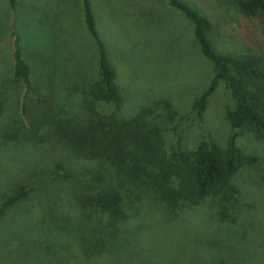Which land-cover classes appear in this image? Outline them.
Returning <instances> with one entry per match:
<instances>
[{"label": "trees", "instance_id": "trees-1", "mask_svg": "<svg viewBox=\"0 0 264 264\" xmlns=\"http://www.w3.org/2000/svg\"><path fill=\"white\" fill-rule=\"evenodd\" d=\"M7 1L13 8L15 0ZM167 1L191 22L201 54L213 65L207 85L191 103L194 116H201L208 97L222 81L233 100L228 115L231 128H243L253 141L263 140L264 50L242 57L217 52L207 36L210 20L180 0ZM231 1L247 17L264 20V0ZM83 18L95 42V68L77 80L81 73L61 57L53 74L60 72L63 77L57 95L51 90L55 80L46 86L30 78L18 38H13L9 94L0 80V257L4 259L0 258V264H11L12 253L31 234L58 238L73 232L80 220L93 224L81 234L95 239L98 252L107 249L111 255L103 243L116 247L120 237L128 236L126 224L137 225L130 239L138 243L152 222L174 228L201 203L207 208L202 231L208 240L186 249L196 252L183 264H229L220 258V246L226 252L228 241L219 229L238 223L248 180L237 177L252 173L256 154L229 143L221 148L211 140L188 150L167 151L164 124L148 117L152 105L122 114L126 87L95 27L88 0H83ZM26 148L29 154L40 151L42 156L30 158ZM39 206L76 208L78 214L60 213L65 219L59 225L53 215L42 228L33 222L37 231L32 233L21 228L17 222L21 216L30 217ZM12 239L17 241L15 246Z\"/></svg>", "mask_w": 264, "mask_h": 264}, {"label": "rangeland", "instance_id": "rangeland-1", "mask_svg": "<svg viewBox=\"0 0 264 264\" xmlns=\"http://www.w3.org/2000/svg\"><path fill=\"white\" fill-rule=\"evenodd\" d=\"M88 1L95 27L126 87L123 115L133 113L139 105H152L148 117L164 124L167 151L173 147L188 150L202 140H211L221 148L229 143L256 154L251 176L243 172L237 177L248 183L241 195L238 223L231 229H219V235L228 241L226 252L220 246L219 254L229 264L236 258L237 264H264V139L253 141L243 128H231L228 115L233 100L222 81L208 97L201 116H194L191 103L207 85L213 65L201 54L191 22L167 0ZM180 1L210 20L207 36L217 52L242 57L264 50V20L242 14L231 0ZM15 37L20 56L31 71L30 78L46 86L49 81L50 86L55 82L51 89L54 95L59 93L63 78L60 72L53 75L61 57H65L64 64L72 63L81 73L77 80L88 77L95 68V42L84 22L83 0H15L13 8L7 0H0V80L7 87L6 94L10 92ZM73 97L78 99L77 95ZM24 153L30 158L42 156L40 151L29 154L28 148ZM206 209L201 203L193 215L187 212V218L174 228L154 221L149 230L143 229L146 236L138 243L130 239L137 232V225L130 222L126 224L128 236L122 235L116 247L103 243L111 255L107 249L98 252L95 239L81 234L93 224L80 220L73 232L58 238L31 234L9 258L11 264H183L196 252L187 253L186 249L208 240L202 231ZM67 212L78 214L76 208L39 206L30 217L22 215V221L17 222L32 233L36 230L33 222L42 228L53 215L59 225L65 219L60 213ZM2 227L3 222L0 230ZM11 230L7 231L8 238ZM15 240H11L14 246Z\"/></svg>", "mask_w": 264, "mask_h": 264}]
</instances>
